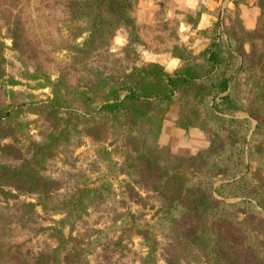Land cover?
Masks as SVG:
<instances>
[{
	"label": "rangeland",
	"instance_id": "rangeland-1",
	"mask_svg": "<svg viewBox=\"0 0 264 264\" xmlns=\"http://www.w3.org/2000/svg\"><path fill=\"white\" fill-rule=\"evenodd\" d=\"M130 2L133 27L120 22L105 43L84 44L90 33L73 40L69 0H0V164L23 167L28 175L31 169L54 181L46 196L30 192L23 183L10 186L0 177V264L85 262L80 252L72 251L76 241L66 248L51 236V227L63 218L56 206L74 193L85 196L86 205L65 233L94 243L86 245L87 264L211 262L205 251L187 240L182 222L159 221L162 198L147 177L135 171L126 173V160L134 154L132 145L111 124L86 127L70 117L66 108L56 112L34 110L30 105L52 99L48 77L53 81L62 78L73 99L107 78L120 79L132 68L154 62L148 61L151 53L164 55L184 46L197 55L215 40H223L222 44H232L244 67L234 85L244 110L235 115L252 122L245 145L248 150L258 121L264 122V115H254L260 104L258 94L263 92L257 86H264V0H227L213 24L203 31L208 43L197 45L148 41V37L162 39L163 35L139 25L134 16L136 0ZM181 65L179 59L172 71ZM21 104L27 107L19 108ZM180 104L170 107L154 146V159L168 167L209 146L202 129L176 127ZM76 122L75 130H70ZM61 131L69 136L61 138ZM247 164L244 173L256 169L255 164ZM259 174L264 179V161ZM215 195L226 202L242 199ZM255 228L259 234L263 223L257 220Z\"/></svg>",
	"mask_w": 264,
	"mask_h": 264
},
{
	"label": "trees",
	"instance_id": "trees-1",
	"mask_svg": "<svg viewBox=\"0 0 264 264\" xmlns=\"http://www.w3.org/2000/svg\"><path fill=\"white\" fill-rule=\"evenodd\" d=\"M69 8L73 40L90 33L84 44L105 43L120 22L135 25L130 0H69ZM221 41L215 40L197 55L179 46L172 55L181 59L182 65L174 71L158 62L136 66L124 77L107 78L92 90L76 93L73 99L62 78L53 81L48 77L52 99L37 100L30 106L34 110L56 112L66 108L70 117L86 127L111 124L132 145L134 154L126 160V173H141L161 196V223L182 222L187 240L205 251L210 264H264V179L259 174L264 161V122L258 121L246 150L252 122L235 115L244 106L234 89L244 67H240L232 44ZM257 89L263 92L258 94L260 104L254 115L261 117L264 86ZM176 102L181 103L176 127L202 129L209 138V146L168 167L154 159V146L158 145L164 118ZM71 126L70 130H75L77 122ZM62 131L61 138L69 136ZM247 162L251 167L256 165L253 172L244 173ZM0 177L10 186L19 187L23 183L30 192L46 196L50 195L48 187L54 183L31 169L28 175L16 165L0 164ZM219 181L222 182L214 188ZM215 192L226 199H242L226 202ZM84 201L85 196L80 198L76 193L66 197L55 208L63 218L51 227L52 238L62 247L68 248L76 241L71 247L84 256L85 262L81 259L80 264H87L86 245L94 243L66 235L65 230L80 217ZM257 220L263 223L259 234L255 232Z\"/></svg>",
	"mask_w": 264,
	"mask_h": 264
},
{
	"label": "crops",
	"instance_id": "crops-1",
	"mask_svg": "<svg viewBox=\"0 0 264 264\" xmlns=\"http://www.w3.org/2000/svg\"><path fill=\"white\" fill-rule=\"evenodd\" d=\"M226 1L136 0L134 16L139 25L150 28L148 31L163 35L162 39L148 37V41L156 44H207L208 38L203 31L213 24ZM171 55L151 53L148 61L158 62L172 71L179 59Z\"/></svg>",
	"mask_w": 264,
	"mask_h": 264
},
{
	"label": "water",
	"instance_id": "water-1",
	"mask_svg": "<svg viewBox=\"0 0 264 264\" xmlns=\"http://www.w3.org/2000/svg\"><path fill=\"white\" fill-rule=\"evenodd\" d=\"M220 22H221V24H222V16H220ZM247 143H248V141H247Z\"/></svg>",
	"mask_w": 264,
	"mask_h": 264
}]
</instances>
